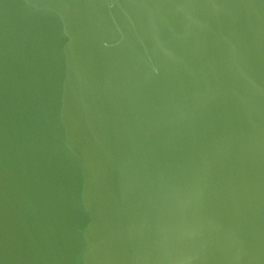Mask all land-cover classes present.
<instances>
[{
  "label": "water",
  "instance_id": "1",
  "mask_svg": "<svg viewBox=\"0 0 264 264\" xmlns=\"http://www.w3.org/2000/svg\"><path fill=\"white\" fill-rule=\"evenodd\" d=\"M0 264H264V0H0Z\"/></svg>",
  "mask_w": 264,
  "mask_h": 264
}]
</instances>
